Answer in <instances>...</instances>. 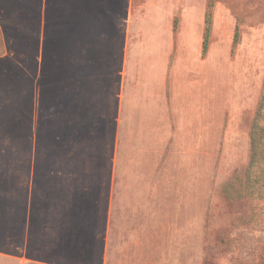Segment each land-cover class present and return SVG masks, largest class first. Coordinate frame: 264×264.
I'll return each mask as SVG.
<instances>
[{
  "label": "rangeland",
  "instance_id": "1",
  "mask_svg": "<svg viewBox=\"0 0 264 264\" xmlns=\"http://www.w3.org/2000/svg\"><path fill=\"white\" fill-rule=\"evenodd\" d=\"M263 99L264 0H0V252L264 264Z\"/></svg>",
  "mask_w": 264,
  "mask_h": 264
},
{
  "label": "crops",
  "instance_id": "2",
  "mask_svg": "<svg viewBox=\"0 0 264 264\" xmlns=\"http://www.w3.org/2000/svg\"><path fill=\"white\" fill-rule=\"evenodd\" d=\"M140 129H139V131H140ZM139 134L143 135L141 132H139ZM137 135H138V132H137ZM142 138H135L134 139V142L136 143V145H138V143L140 145L143 144ZM130 140L128 141V143L130 142ZM116 145L118 148L121 146V139H120L119 135H117V138H116ZM141 187H143V186H138L137 188H139V189H137V190L140 191ZM64 206H66V202H64ZM68 211L69 210L64 211L63 215H60L61 217L58 219L59 222L63 225V227H59L57 230L58 232H54V233H57V234H55L54 239H63V242L65 244H66V241L68 240L67 241V245H68L67 249H66V245L64 244L62 247L63 250L60 252L55 251L53 253L50 250L48 251V259H49L48 262H45V261L39 259V260H33L31 263H29V261H27L23 256L8 255V254H5L3 252H0V264H71L70 262L72 260V254H71V245H70L69 240L71 238V227H70L71 223L70 222L73 219V216L71 215L70 212L68 213ZM57 217H59V216H57ZM82 217H83V213L76 218L81 219ZM53 218H56V217H53ZM53 220H55V219H53ZM85 221H86L85 219L82 220L83 224L86 223ZM96 223L98 224V218H97ZM124 240H125V237L122 234L121 237L119 238L117 246L112 247V249H111V255H112L111 256L112 257L111 264H128V262L123 263V261L121 260L122 254H124L126 252L128 255V251H129V245H128V243L124 244ZM114 244H116V243H114ZM107 252H108V246L105 247V245L102 244L101 248L97 249V252H96V264H108L109 263V261L106 258ZM116 255H117V257L115 259Z\"/></svg>",
  "mask_w": 264,
  "mask_h": 264
},
{
  "label": "trees",
  "instance_id": "3",
  "mask_svg": "<svg viewBox=\"0 0 264 264\" xmlns=\"http://www.w3.org/2000/svg\"><path fill=\"white\" fill-rule=\"evenodd\" d=\"M204 22H205V32L203 35L202 54H204L206 52V49H207V39H208V34H209V28H208L209 15H207ZM262 104H261L262 106L260 107V111H259V115H258V116H261L260 119L263 118V116H264V99H263ZM253 129H254L253 134L255 136V135H258L260 133V132H258V130H262V129L264 130V127L257 124V125H255V127Z\"/></svg>",
  "mask_w": 264,
  "mask_h": 264
}]
</instances>
